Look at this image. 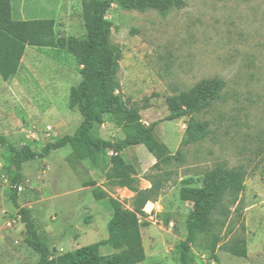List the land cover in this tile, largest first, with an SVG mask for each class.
Returning a JSON list of instances; mask_svg holds the SVG:
<instances>
[{
  "label": "rangeland",
  "instance_id": "374dc122",
  "mask_svg": "<svg viewBox=\"0 0 264 264\" xmlns=\"http://www.w3.org/2000/svg\"><path fill=\"white\" fill-rule=\"evenodd\" d=\"M161 5V0H154ZM181 8L165 14L157 9L107 12L108 37L120 49V94L136 109L141 125L158 122L155 137L171 154L179 149L188 118L163 121L166 99L197 83L221 79L224 87L210 107L193 116L207 124L204 140L181 148L177 161L159 171L161 190L140 229L145 260L141 264H178L174 246L185 238L191 204L178 192L182 180L201 186L214 167L240 169L245 189L239 211L222 228L212 260L208 251L191 249L193 264H264V0H182ZM15 20H54L55 37L84 38L80 0H10ZM80 81V68L63 50L27 48L17 73L0 78V136L16 148L40 153L44 145L72 135L81 122L67 106L71 87ZM92 137L122 139L121 130L105 119L93 126ZM122 157L137 170L139 188L152 166V156L140 145ZM156 172H153V174ZM17 204L29 209L37 234L52 257L107 238L111 211L96 202L85 183L93 181L109 196L131 207L133 194L109 187L87 156L70 147L21 165ZM0 161V264H36L38 255L23 242L25 230L12 206L10 187ZM243 237L246 257L225 250L231 239ZM230 241V242H229ZM102 255L111 254L108 247Z\"/></svg>",
  "mask_w": 264,
  "mask_h": 264
},
{
  "label": "trees",
  "instance_id": "16d2710c",
  "mask_svg": "<svg viewBox=\"0 0 264 264\" xmlns=\"http://www.w3.org/2000/svg\"><path fill=\"white\" fill-rule=\"evenodd\" d=\"M80 0L84 38L72 36L55 37L54 20H15L11 13L10 0H0V78L13 77L21 64L26 48L63 50L73 58L80 68V81L70 88L67 106L75 109L81 122L72 135H65L48 142L40 153L29 147L16 148L5 137L0 136V161L10 187L9 199L25 230L23 242L38 255L36 264H141L145 260L140 229L148 226L142 219L143 208L154 202L161 190L159 171L162 166L177 161L181 148L198 143L206 137L207 124L194 120L193 116L207 110L218 98L224 87L221 79L204 80L188 91L166 99L168 115L163 121L172 122L188 118L179 149L171 154L165 144L154 134L158 122L141 125L139 112L127 105L120 94L118 80L120 49L109 43L111 23L107 12L112 6L121 10L157 9L165 14L171 7L181 8L182 0ZM108 120L122 134L118 141L92 137L93 126ZM142 145L153 157L154 164L144 179L150 184L139 188V178L134 166L121 153L129 147ZM70 147L79 155L87 156L92 168L99 171L105 183L112 188L126 189L133 194L131 207L108 195L93 181L84 186L91 187L96 202L103 203L110 211L107 222V238L52 257L41 242L29 209L19 207L18 187L21 183V165L29 160L47 157L51 152ZM153 172H156L153 174ZM244 172L216 166L202 179L201 186H193L192 179L181 181L178 198L191 204L185 220V238L174 246L178 264H193L191 249L208 251L214 256L221 236L216 229L222 228L230 215L229 207L240 209L239 196L245 189ZM225 250L236 257H246L243 237L230 240ZM229 241V242H230ZM108 247L111 254L102 255L100 249Z\"/></svg>",
  "mask_w": 264,
  "mask_h": 264
},
{
  "label": "crops",
  "instance_id": "0c3cea01",
  "mask_svg": "<svg viewBox=\"0 0 264 264\" xmlns=\"http://www.w3.org/2000/svg\"><path fill=\"white\" fill-rule=\"evenodd\" d=\"M28 48V47H27ZM26 48V49H27ZM140 145H138V146H133V147H135V148H138ZM122 154V153H121ZM153 161H152V165L154 164V159H153V157L151 158ZM90 182V181H89ZM104 182H105V180H104ZM148 205H150V206H154L155 204L154 203H151V202H148L146 205H145V209H146V207L148 206Z\"/></svg>",
  "mask_w": 264,
  "mask_h": 264
},
{
  "label": "built area",
  "instance_id": "2783aa9c",
  "mask_svg": "<svg viewBox=\"0 0 264 264\" xmlns=\"http://www.w3.org/2000/svg\"><path fill=\"white\" fill-rule=\"evenodd\" d=\"M17 190H20V188L18 187ZM152 210H153V209H150L149 211H146L145 207L143 208V211H144L148 216H150V214L152 213Z\"/></svg>",
  "mask_w": 264,
  "mask_h": 264
}]
</instances>
